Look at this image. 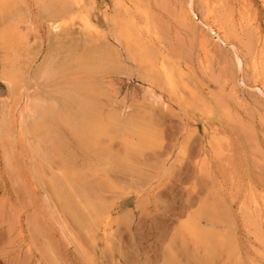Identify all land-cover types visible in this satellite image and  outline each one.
Returning a JSON list of instances; mask_svg holds the SVG:
<instances>
[{
    "label": "rangeland",
    "instance_id": "obj_1",
    "mask_svg": "<svg viewBox=\"0 0 264 264\" xmlns=\"http://www.w3.org/2000/svg\"><path fill=\"white\" fill-rule=\"evenodd\" d=\"M17 1L0 0V27L14 10L27 19L31 94L60 88L74 101L58 105L59 118L19 123L23 104L0 82V264H264L260 0ZM45 3L51 13L71 4V19L46 14ZM101 49L119 52L123 71L86 69ZM143 53L160 70L155 83L140 77ZM105 74L162 102L131 100ZM127 119L140 125L126 131Z\"/></svg>",
    "mask_w": 264,
    "mask_h": 264
},
{
    "label": "bare ground",
    "instance_id": "obj_2",
    "mask_svg": "<svg viewBox=\"0 0 264 264\" xmlns=\"http://www.w3.org/2000/svg\"><path fill=\"white\" fill-rule=\"evenodd\" d=\"M16 1V0H15ZM21 1V0H20ZM19 1V2H20ZM42 1V0H41ZM59 0H57L56 2L58 3ZM63 3H66L65 0H61ZM60 1V2H61ZM65 1V2H64ZM75 1V0H74ZM10 2H13V1H10ZM18 2V1H17ZM18 2V3H19ZM44 2V1H42ZM47 2V1H46ZM50 2V1H49ZM48 2V3H49ZM52 2V1H51ZM55 2V3H56ZM59 2V3H60ZM70 2V1H69ZM246 2V0H245ZM261 4L263 5L264 7V0H260ZM9 3V1H8ZM7 3V4H8ZM48 3H45V4H42V5H45L43 6V10L45 11L46 14L48 15H54V17H56V20L58 21H61V22H64L65 20L67 19H71L72 17V7L70 6V4L68 7L66 6H60L59 8H56L54 11H52L51 13V10L49 9L50 7L47 6ZM53 3V2H52ZM51 4V3H50ZM244 4V3H243ZM247 6H249L250 4L249 3H245ZM6 5V4H5ZM9 5V4H8ZM7 5V6H8ZM18 5V4H17ZM62 5V3H61ZM14 6V4L12 5ZM16 6V5H15ZM56 6V4H55ZM244 6V5H242ZM23 7V6H22ZM191 7V6H190ZM247 8V7H246ZM245 9V8H244ZM248 11V10H247ZM76 12V11H75ZM246 12V11H245ZM77 13V12H76ZM247 14V12H246ZM75 16V14H74ZM3 17V16H2ZM53 16H51L52 18ZM248 17V16H247ZM251 17V15L249 16V18ZM76 18V17H75ZM109 18V17H108ZM253 20V18H252ZM30 21V20H29ZM77 21V20H76ZM251 21V20H250ZM26 22H27V19L25 18V15L22 14L21 11H17V10H14L10 13V16H9V19L4 23V26L3 27H0V49L2 51V53L0 54V82L4 85L5 87V95H6V98L9 97L11 98V100L13 102H16L18 101V103H21L23 104V111L21 113H18V120H19V123H23V122H20L24 116V118L26 117H30L31 120L30 121H34L35 120H38L41 116L45 115V116H50V117H54V118H59L60 116V110L58 108V105L59 104H62V105H65L67 106V103H69V101H74L73 100V94H71L68 90H65V89H55L53 91H51L50 93H47L46 96H38V95H33L31 94V90H30V86L27 85V83L24 81V79L22 78V74H23V71H22V68H23V64H24V53L25 51L27 50V47H28V43H29V46H30V40H29V37L27 34V32L25 33L24 30L26 28ZM51 22H53L51 20ZM69 22V20H68ZM50 23V21H49ZM59 23V22H58ZM70 23V22H69ZM83 23V22H82ZM54 24V23H53ZM30 25V24H29ZM52 26V23L49 24ZM127 25V24H126ZM54 26V25H53ZM52 26V27H53ZM263 26V25H262ZM55 27V26H54ZM53 29V28H51ZM88 29V28H87ZM28 30V29H27ZM91 30V29H90ZM211 30V29H210ZM216 35H217V38L220 39L222 42H225L227 43L223 38H221V36L219 35V32L218 31H215ZM93 37V36H92ZM118 38L127 42L126 45H129L128 42L130 41V36L128 34V31L127 29L125 28H120L119 29V33H118ZM135 41V40H134ZM134 45V44H133ZM132 47V46H130ZM29 48V47H28ZM125 48V47H123ZM139 48V47H138ZM57 49V48H56ZM137 50V49H136ZM54 51V50H53ZM56 51V50H55ZM125 51V50H124ZM237 51V50H235ZM132 52H134L132 50ZM55 53V52H54ZM94 53V57H92V61L89 62L85 67L86 69L88 70H91V71H108V70H114V73H116L118 70L122 69L123 71V65H122V61L120 59V56H119V52L116 51L115 54H113V52L109 51V50H104V49H101V50H95ZM122 53V52H121ZM135 53V52H134ZM139 56V55H138ZM153 56V55H152ZM50 57V56H49ZM125 57L127 59H133L135 60L136 56L134 57L133 54L130 52V50L126 49L125 51ZM155 57V56H154ZM49 59V58H48ZM51 59V58H50ZM56 59V57H55ZM238 61L240 62L241 60L243 59H240V58H237ZM236 59V60H237ZM32 60V59H31ZM52 60V59H51ZM145 61V62H148L149 63V68L145 71H141L140 73V77L143 79V81H146L147 83L151 84V83H155L158 81V79L162 76H160V70L159 69H155V66H153V62H151L147 55H145L143 53L142 56H139V61ZM48 61V60H47ZM46 61V62H47ZM137 61V60H136ZM52 62V61H50ZM49 62V64H51ZM56 62V61H55ZM242 62V61H241ZM32 63V62H31ZM130 63V62H129ZM243 63V62H242ZM131 64V63H130ZM47 65V64H46ZM45 63H44V66L46 67V70H49L47 67L49 66H46ZM143 65V64H142ZM43 66V65H42ZM51 66V65H50ZM45 67H42L41 68V71H43V68H44V72H47L45 71ZM55 67V66H53ZM50 68V67H49ZM52 68V67H51ZM157 68V67H156ZM31 69V68H30ZM117 70V71H115ZM144 70V69H143ZM88 72V71H87ZM52 73V72H51ZM119 73V72H118ZM28 74H29V71H28ZM27 74V76L29 77V75ZM45 75V73H43ZM49 74V73H48ZM58 74V73H56ZM104 73H102L103 75ZM139 74V73H138ZM41 75V74H40ZM99 75V74H98ZM122 75V74H121ZM166 79H167V84L168 86H170V82H172V80L169 82L170 78H169V75L166 74ZM42 76V75H41ZM118 76V75H117ZM43 77V76H42ZM40 77V79L42 78ZM120 77V76H119ZM102 78H107V81H108V84L112 87H114L115 89L118 90V88L120 89L119 86L121 85H124L123 81L121 79H119L118 77L116 76H113V75H104L102 76ZM38 79V78H37ZM26 80V79H25ZM39 80V79H38ZM103 80V79H102ZM106 80V79H105ZM40 81V80H39ZM48 82V81H47ZM103 82V81H101ZM99 82V81H92V88L95 89V86L98 87L99 91H101V93L107 95L109 93H111L112 91H109V89L107 88L106 90H101L102 89V83ZM126 83V82H125ZM173 85V83H171ZM35 86V85H34ZM125 86V89L124 91V96H128V98H130L131 100H142L144 102L148 101L149 104L151 103H154L155 102H159L161 101V99H159V96L157 93H154L157 94L155 95L152 90L149 88V87H144V86H133V85H124ZM150 86V85H149ZM104 87V86H103ZM122 88V87H121ZM32 89V88H31ZM122 90V89H121ZM120 90V91H121ZM4 91V90H3ZM114 91V90H113ZM119 93V92H118ZM113 94V93H112ZM122 94V93H121ZM73 95V96H72ZM114 95V94H113ZM88 97V96H87ZM86 96L82 97L81 99V103L79 104L80 105V108L81 110L80 111H83L85 112L89 106V99L87 98ZM122 98V97H120ZM8 99V98H7ZM75 99V98H74ZM122 100V99H121ZM103 101V100H102ZM117 101V100H116ZM15 102V103H16ZM135 102V101H133ZM157 102V103H158ZM162 102V101H161ZM160 102V103H161ZM129 103V101L127 102ZM139 103V102H137ZM141 103V102H140ZM147 103V102H146ZM17 104V103H16ZM93 105V104H92ZM164 106V105H163ZM16 107V106H15ZM68 107V106H67ZM92 107V106H91ZM10 108V107H9ZM122 109V108H121ZM93 110V109H92ZM6 111H7V106H3L0 107V112L2 113L1 115V119H0V129L4 128L6 126ZM89 111V110H88ZM60 112V113H59ZM95 112V111H94ZM99 113V112H98ZM80 114V113H79ZM111 114V113H110ZM81 115V114H80ZM93 115V114H92ZM120 115V114H119ZM95 116V115H94ZM116 117V116H115ZM133 116H131L132 118ZM23 118V120H24ZM51 118V119H52ZM117 118H119V116L117 115ZM125 118V117H124ZM130 118V119H131ZM27 119V118H26ZM98 119V118H97ZM130 119H127L129 121H125L123 124L124 125V128L127 130H129L132 126L134 125H140V123L135 124L134 125H131L133 123L131 122H134L135 120H131ZM136 119V118H135ZM121 119H119L120 121ZM123 120V119H122ZM26 121V120H25ZM45 121V120H44ZM27 122V121H26ZM116 122V121H115ZM141 122V121H140ZM25 123V122H24ZM118 123V122H117ZM116 123V124H117ZM122 123V122H121ZM77 124V123H76ZM115 124V123H114ZM19 125V124H18ZM25 125V124H24ZM49 125V124H47ZM90 125H91V129L90 130H95L97 129L96 127H98V123L96 122V118H94V120H91L90 121ZM106 125V124H105ZM118 125V124H117ZM120 125V124H119ZM142 125V123H141ZM146 125V124H144ZM21 126V125H19ZM104 126V125H103ZM115 126V125H114ZM147 126V125H146ZM24 127V126H22ZM49 127V126H48ZM119 127V126H117ZM122 127V126H121ZM135 127V126H134ZM139 127V126H138ZM144 127V126H143ZM88 128V127H87ZM116 128V126H115ZM123 128V129H124ZM102 129V128H101ZM117 129V128H116ZM140 129V128H138ZM145 129V128H144ZM119 130V128H118ZM116 130V131H118ZM122 130V129H121ZM30 131V130H29ZM106 131V130H105ZM120 131V130H119ZM125 131V132H126ZM132 131V130H130ZM145 131V130H144ZM142 130H137L136 131V134L137 136L135 137H139L138 139H142L143 141H147V139H149V132H148V135L146 132H144ZM147 131V130H146ZM3 132V131H2ZM87 132V130H86ZM129 132V131H128ZM135 133V131H134ZM132 133V134H134ZM99 134V133H98ZM128 135V134H127ZM39 136V135H38ZM122 136V135H121ZM38 138V137H37ZM45 139V138H44ZM49 139V137H48ZM34 144V143H33ZM47 144V143H46ZM51 144V142H50ZM41 150V149H40ZM34 152V151H33ZM39 152V151H38ZM35 153V152H34ZM42 156V154H41ZM45 157V155H43ZM40 158V157H38ZM42 159V157H41ZM45 159H47L45 157ZM43 160V159H42ZM44 161V160H43ZM47 161V160H46ZM48 162V161H47ZM57 188V187H56ZM77 199V198H76ZM75 199V200H76ZM87 208V207H86ZM83 223V222H82ZM187 226V225H186ZM81 227H84L81 226ZM195 227V226H194ZM87 231V230H85ZM190 231V230H189ZM203 231V230H202ZM86 233V232H85ZM194 234V233H193ZM196 234V233H195ZM189 235V233H188ZM191 235V234H190ZM90 237V236H89ZM217 237V236H216ZM192 238V237H191ZM219 238V237H218ZM193 239V238H192ZM215 241V240H214ZM91 242V241H90ZM219 242V241H217ZM197 244V243H196ZM204 244V242H203ZM211 246V245H210ZM213 259V258H212ZM214 260V259H213ZM209 261V260H208ZM207 261V262H208ZM204 262V261H203ZM211 262V260L209 261Z\"/></svg>",
    "mask_w": 264,
    "mask_h": 264
}]
</instances>
